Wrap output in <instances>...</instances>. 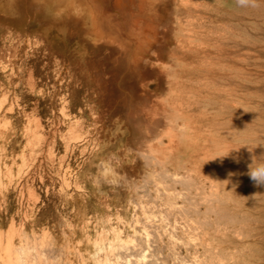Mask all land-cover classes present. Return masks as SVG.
<instances>
[{
	"label": "rangeland",
	"instance_id": "rangeland-1",
	"mask_svg": "<svg viewBox=\"0 0 264 264\" xmlns=\"http://www.w3.org/2000/svg\"><path fill=\"white\" fill-rule=\"evenodd\" d=\"M9 1L0 264H264V0Z\"/></svg>",
	"mask_w": 264,
	"mask_h": 264
},
{
	"label": "bare ground",
	"instance_id": "bare-ground-1",
	"mask_svg": "<svg viewBox=\"0 0 264 264\" xmlns=\"http://www.w3.org/2000/svg\"><path fill=\"white\" fill-rule=\"evenodd\" d=\"M8 1L9 0H0V10L6 9V8H10V7L12 8V6L8 3ZM51 1L52 0H31V2H33V3L36 2L37 4H41L44 7L45 11L50 12L51 15L58 20V18L60 17L61 13H63L62 12L63 11V7H61L59 5L53 6L51 4ZM158 2H159V0H158ZM136 5H137V9L138 10L136 12H134V13H130L129 14V19H130L131 22H130V24L128 26V29L132 30L131 31V35H133L135 37V39L137 38V40H138L135 45L133 43V45L135 46L134 51L137 53V52H139V51L144 49L143 42H141V40L145 39L146 35L148 36V34H147L148 31L146 33V31L143 29V28H145V26L143 27V23H144L143 20H141V19L139 20L138 18L134 20L133 17H137V14H140V12L142 10H144V8L146 6H148V5L145 2V0H138V3H136ZM67 6H68V14H69V16L72 17L73 20H79L80 22H82V25L85 24V25H83V27L86 28L87 34L90 35V40H91L92 44L93 43H98L100 40H103V38L105 37L106 34L108 35L109 31H107L106 28L97 27V25L93 22L94 9L89 3H85V2H83L81 0H70ZM79 21H77V22H79ZM73 23L74 22H72V24ZM127 32H128V30H127ZM108 38L109 37H106V39H108ZM103 43L111 44V43H113V40H104ZM123 45L124 44H118V45L116 44V48L119 50L120 56H122V57L124 56L125 47H126V46H123ZM147 112H149V111H147ZM151 113H153V112H151ZM102 144H103V142H101V146H102ZM98 149H99V146H98Z\"/></svg>",
	"mask_w": 264,
	"mask_h": 264
},
{
	"label": "clouds",
	"instance_id": "clouds-1",
	"mask_svg": "<svg viewBox=\"0 0 264 264\" xmlns=\"http://www.w3.org/2000/svg\"><path fill=\"white\" fill-rule=\"evenodd\" d=\"M237 3L241 6H245L246 4L249 3V0H237ZM249 176H250V179L256 182L258 186L261 184H264V164L256 168H253L251 165Z\"/></svg>",
	"mask_w": 264,
	"mask_h": 264
}]
</instances>
